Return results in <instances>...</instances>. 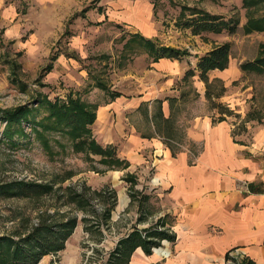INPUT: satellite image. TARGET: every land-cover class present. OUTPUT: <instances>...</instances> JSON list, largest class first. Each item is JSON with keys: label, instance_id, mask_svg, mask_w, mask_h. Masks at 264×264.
Segmentation results:
<instances>
[{"label": "rangeland", "instance_id": "1", "mask_svg": "<svg viewBox=\"0 0 264 264\" xmlns=\"http://www.w3.org/2000/svg\"><path fill=\"white\" fill-rule=\"evenodd\" d=\"M63 1L0 0V110L26 105L33 109L30 117L35 120L24 122L26 135L15 136L11 143L3 137L5 122L0 118V183L16 179L50 183L59 193L72 187L91 201L75 207L63 204L65 195L57 199L49 193L38 198L0 196V231L18 224L21 215L36 221L44 210L74 215L77 224L65 248L42 256L38 264H107L108 253L121 237L167 217L155 178V166L163 155L147 139L171 149L182 146V131L175 125L199 111V98L207 107L219 108V113L224 107L226 116L237 122L234 130L244 128L245 118L257 122L264 113V73L240 68L264 51V31L243 30L249 16L264 15V0L251 8L242 0ZM187 5L232 20L233 29L191 33L182 24L189 11L178 18L181 6ZM133 33L151 39L157 48L179 49L182 53L175 59L182 71L159 75L150 66L159 59H152L145 46L125 45ZM221 44L229 47L227 67L200 78L197 60ZM189 70L194 74L187 76ZM130 72L132 76H126ZM145 94L155 99L140 102L136 110L125 108L129 97L140 101ZM175 94L179 96H168ZM69 97L95 110L90 137L113 151V162L74 148L69 135L60 131L44 130L49 148L36 135L33 122L47 115L45 101L60 104ZM117 97L121 103L111 108ZM175 98L188 102L165 117L161 101ZM161 228L171 232L167 226ZM170 242L162 240L151 252L157 250L166 259ZM233 251L227 252L223 264L248 259Z\"/></svg>", "mask_w": 264, "mask_h": 264}, {"label": "crops", "instance_id": "2", "mask_svg": "<svg viewBox=\"0 0 264 264\" xmlns=\"http://www.w3.org/2000/svg\"><path fill=\"white\" fill-rule=\"evenodd\" d=\"M177 62L161 57L150 66L159 75L174 74L182 71ZM144 96L140 101L129 97L125 108L136 110L140 102L155 99ZM119 98L110 103L111 108L121 103ZM197 101L199 111L175 125L181 128L182 146L171 149L147 139L163 155L155 166V178L167 213L163 226L174 236L168 244L170 256L165 259L157 250L146 255L137 247L129 264H223L231 249L244 252L251 264H264V113L257 122L245 118L244 128L234 130L237 122L226 116L224 107L219 113V108L207 107L203 98ZM186 102L162 100V113L168 117ZM220 102L219 97L216 104Z\"/></svg>", "mask_w": 264, "mask_h": 264}, {"label": "trees", "instance_id": "3", "mask_svg": "<svg viewBox=\"0 0 264 264\" xmlns=\"http://www.w3.org/2000/svg\"><path fill=\"white\" fill-rule=\"evenodd\" d=\"M261 0H242L244 6L251 8L257 6ZM188 18L182 22L185 28H190L191 33L201 34L202 32H220L222 30L230 31L233 29L232 20L221 18L218 15H212L203 9L197 7L181 6L178 18L181 20ZM244 32L264 31V15L260 17L249 16L245 25ZM130 42L136 43L138 46H145L146 50L152 55V59L159 57L178 58L181 51L176 48H170L161 45L159 48L149 38L133 33L126 46ZM229 47L227 44L217 45L212 50L206 52L197 60V71L199 77L204 79L206 73L210 70L224 69L228 65ZM240 68L244 72H254L257 74L264 73V51L252 60L241 63ZM194 71L189 70L187 76L193 75ZM37 103H43L37 100ZM47 115L41 120L33 122L32 129L36 135L41 137L44 146L49 148L48 141L43 135L44 130L60 131L62 134H68L73 147L76 149H88L92 153L101 155L104 161L113 162L114 154L108 147H101L93 140L91 135L90 124L96 117L95 110L90 105H86L80 99L69 97L65 103L45 101ZM32 108L26 105L16 106L12 109L0 110V118L4 120L5 125L2 131L3 137L11 143L15 136H25L26 132L23 128L24 122L35 121L30 117ZM41 127V130L38 129ZM49 193L54 199L65 195L64 200L67 204L75 207H84L89 205L91 198L83 191L72 189L69 187L65 193H59L50 183H40L35 181L15 180L0 183L1 197H24L38 198ZM50 195V196H51ZM109 210H106V216H109ZM77 224V216L67 213L58 214L57 211L46 212L41 211L37 214L36 221L29 222L25 216L20 217L18 224L11 228H5L0 231V264H38L40 258L49 253L57 254L65 248V241L72 235ZM163 226L162 219H159L155 225L144 231L135 227L130 233H127L117 242V245L108 253L107 264H128L131 254L140 247L146 255H150L152 247H158L164 239L172 241L174 236L167 228L160 229ZM225 257H228L226 254ZM251 264L249 259L241 262V264Z\"/></svg>", "mask_w": 264, "mask_h": 264}, {"label": "built area", "instance_id": "4", "mask_svg": "<svg viewBox=\"0 0 264 264\" xmlns=\"http://www.w3.org/2000/svg\"><path fill=\"white\" fill-rule=\"evenodd\" d=\"M233 253L239 255L240 257H244V256H245V253L242 252V251H240V250H239V251H238V250H234ZM233 253H232V254H233Z\"/></svg>", "mask_w": 264, "mask_h": 264}]
</instances>
